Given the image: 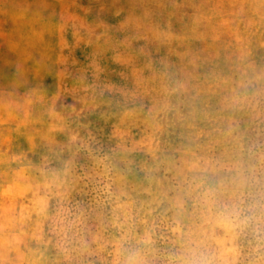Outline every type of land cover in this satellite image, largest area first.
<instances>
[{"label":"rangeland","instance_id":"obj_1","mask_svg":"<svg viewBox=\"0 0 264 264\" xmlns=\"http://www.w3.org/2000/svg\"><path fill=\"white\" fill-rule=\"evenodd\" d=\"M0 264H264V0H0Z\"/></svg>","mask_w":264,"mask_h":264}]
</instances>
